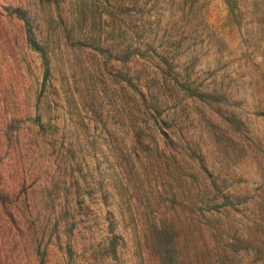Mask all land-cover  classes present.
Instances as JSON below:
<instances>
[{
    "label": "rangeland",
    "instance_id": "374dc122",
    "mask_svg": "<svg viewBox=\"0 0 264 264\" xmlns=\"http://www.w3.org/2000/svg\"><path fill=\"white\" fill-rule=\"evenodd\" d=\"M154 211L178 264H264V0H0V264H160Z\"/></svg>",
    "mask_w": 264,
    "mask_h": 264
},
{
    "label": "trees",
    "instance_id": "16d2710c",
    "mask_svg": "<svg viewBox=\"0 0 264 264\" xmlns=\"http://www.w3.org/2000/svg\"><path fill=\"white\" fill-rule=\"evenodd\" d=\"M20 16L22 17L26 26V31H25L26 41L32 48L38 51L44 74H46L49 70V62L47 58L46 48L44 44L41 43L39 40H37V38L33 34L29 24V19L25 15L24 11L20 10ZM146 49H150L153 52V49L149 48L147 45H146ZM156 55L158 56V61H160V63H162V65L166 67V71L167 69L169 70L172 67V63L164 56V54L157 53ZM161 71L163 73L165 72V70H161ZM172 82L175 84V86H178V88L181 89L183 93L189 95H195L199 97H207L208 99L211 100L216 99V96L214 94L207 92H200L194 86H191L187 79L179 80V78H173ZM136 93H137V116L140 117L139 115L140 112L143 115V117H141L142 118L141 120L143 121H146L145 120L146 118H144L145 116L155 117L156 108L155 105L151 102V99L147 100L145 95H143V93L140 90H137ZM141 132H143V128L142 129L139 127L136 128V136H139ZM157 153L158 155L161 156L162 155L161 149L157 150ZM172 158L173 156H171V160ZM198 161L200 167L202 169H205L202 166L201 160ZM161 162L166 167L170 161L166 157H164ZM209 180L215 186L217 191H219V188L214 182V180L212 179ZM228 195L229 194L224 193L222 194V197L228 198ZM154 212H160V211H154ZM162 212L163 211L160 212L159 214L160 216H158L157 220L156 217L152 216L155 218L156 221H153V224H151L149 235H147L148 240L146 239L145 242L146 247L150 251V254L154 255L160 264H178V246H177L178 230H176L175 226L170 222L168 216L164 215Z\"/></svg>",
    "mask_w": 264,
    "mask_h": 264
}]
</instances>
